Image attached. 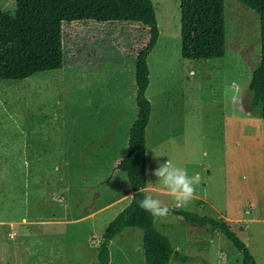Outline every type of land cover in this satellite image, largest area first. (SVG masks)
Returning <instances> with one entry per match:
<instances>
[{
    "label": "rangeland",
    "instance_id": "1",
    "mask_svg": "<svg viewBox=\"0 0 264 264\" xmlns=\"http://www.w3.org/2000/svg\"><path fill=\"white\" fill-rule=\"evenodd\" d=\"M152 2L159 37L147 58L151 71L145 94L152 110L146 127V193L171 209L166 218L154 217L156 227L160 229L162 220L176 224L172 244L192 257L187 262L171 259L169 264H242L240 251L222 232L187 222L173 211L177 202L158 190L152 170L167 159L185 168L170 152L173 145L180 151L172 142L180 132L182 142L184 123L191 129L190 163L201 173V184L203 165L209 160L219 164L221 110L213 106L208 112L200 99L222 100L218 102L224 109L237 110L225 91L238 85L248 107V82L260 58L258 14L238 0H224L225 56L186 59L181 55L180 0ZM107 6L108 0H62L66 13ZM0 7L13 9L15 0H0ZM148 40L149 28L138 21L63 19L60 70L22 80L0 79V264L97 263L102 232L131 200L124 195L131 189L126 174L116 164L127 150L137 114L134 66ZM173 89L178 97L175 117L168 111ZM118 197L114 206L108 205ZM181 209L217 218L199 201ZM245 225L230 226L256 264H264V220ZM142 236H133L128 250L129 235L116 237L110 264H145Z\"/></svg>",
    "mask_w": 264,
    "mask_h": 264
},
{
    "label": "trees",
    "instance_id": "2",
    "mask_svg": "<svg viewBox=\"0 0 264 264\" xmlns=\"http://www.w3.org/2000/svg\"><path fill=\"white\" fill-rule=\"evenodd\" d=\"M238 1L259 17L260 58L248 82V107L250 115L263 119L264 136V0ZM63 19L138 21L149 28V40L137 54L134 66L137 114L129 128L127 150L116 164V168L126 174L134 193L102 232L96 264L109 263V243L127 227L142 230L145 264H169L171 259L191 260L192 257L175 250L170 238L155 226L154 216L138 206L147 195L146 127L152 110L145 94L149 84L147 58L159 37L152 0H108L107 9L81 13L64 12L62 0H15L13 9L0 7V79L22 80L36 73L60 70L64 62ZM180 36L183 58H223L226 54L224 0H180ZM173 211L185 221L218 229L240 251L242 264H256L247 244L227 221L178 208Z\"/></svg>",
    "mask_w": 264,
    "mask_h": 264
},
{
    "label": "crops",
    "instance_id": "3",
    "mask_svg": "<svg viewBox=\"0 0 264 264\" xmlns=\"http://www.w3.org/2000/svg\"><path fill=\"white\" fill-rule=\"evenodd\" d=\"M114 32L115 31L112 30V33ZM74 61L75 60H73V62ZM72 65H75V63H72ZM116 67H118V65H116ZM148 67L150 68V65H148ZM150 69L149 74L151 71ZM190 72L195 74L192 69ZM164 91L166 92L167 89H164ZM177 98L178 97L173 89L169 96L170 109L168 108L170 115H173V117L177 115L174 110V106L177 103L175 100ZM200 101V105L207 104L208 112L212 111L213 106H218L217 109L221 110V113L219 114V123L222 127L220 137V156L218 157V165H213L210 160L209 164L203 165L206 170L204 178L205 182L196 188L195 199L188 204H195V202L197 203L199 201L202 205L209 206L213 209L218 219L227 221L230 225L237 224L240 228L247 226L245 225L246 222L264 220L263 119L259 116H252L249 114V107L246 108L245 100L242 96H240V100L238 102H235V104H238L239 108L237 107V110L231 111L224 109L222 107V102H218L222 100L201 97ZM184 125L185 130L182 142L179 141V135L181 134L180 131V134L177 135L178 139L172 142V144H178L180 151L176 153V147L173 145V150L170 152H172L174 156L181 158L180 163L185 166V169L188 171L190 176L195 174L202 176L198 170L191 167L190 158L192 157L191 154L193 150V147L190 144L191 129L188 126V123H184ZM214 137L215 135L212 134L210 136L211 140ZM158 141L160 144L164 143V139L161 135ZM169 148L170 147L164 150L168 152ZM203 154L204 156H207L209 153L207 150H204ZM147 188H149L148 184L146 186V189ZM158 190L164 193L162 188H158ZM133 193L134 191L130 189V191L124 195L132 197ZM117 200H119V197L108 205L112 204L114 206L117 203ZM181 206L182 204H177L176 208L181 209ZM180 216L182 217V215ZM11 222L13 223V221H10V223ZM160 225L161 227L159 230H162V232L169 238L172 235L171 233L174 232L175 228H177L176 224L167 220L160 221ZM134 229L135 228L133 227H127L116 236L118 237L123 234L124 236L129 235V238L125 241L126 244H128L126 246V250L129 249L128 246L133 247V236L140 238L142 236V231L139 233ZM214 230L217 232L219 231L218 229ZM116 237L110 241L109 249ZM178 242L179 243L177 245L182 246L181 241ZM116 247L118 250H122L119 245ZM173 247L176 248L174 245ZM176 250L179 252L178 249ZM112 261L113 253L110 249L109 264Z\"/></svg>",
    "mask_w": 264,
    "mask_h": 264
},
{
    "label": "clouds",
    "instance_id": "4",
    "mask_svg": "<svg viewBox=\"0 0 264 264\" xmlns=\"http://www.w3.org/2000/svg\"><path fill=\"white\" fill-rule=\"evenodd\" d=\"M241 90L238 85L226 89L225 95L233 102L240 100ZM152 175L158 178L162 190L170 196L177 204L186 205L196 196V188L201 184L202 177L199 174L189 175L185 168L175 164L171 159L161 163L152 170ZM141 209L149 212L154 217L166 218L169 207L160 199L151 195L145 197L138 205Z\"/></svg>",
    "mask_w": 264,
    "mask_h": 264
}]
</instances>
